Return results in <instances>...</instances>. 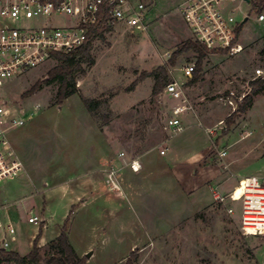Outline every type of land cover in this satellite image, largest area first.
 I'll return each instance as SVG.
<instances>
[{"label":"rangeland","instance_id":"rangeland-1","mask_svg":"<svg viewBox=\"0 0 264 264\" xmlns=\"http://www.w3.org/2000/svg\"><path fill=\"white\" fill-rule=\"evenodd\" d=\"M145 1L151 8L148 31L138 33L123 26L105 31L91 49L94 65L83 64L85 74L77 76L79 93L63 105L56 101L59 83H46L58 62L30 72L6 90L16 115L30 120L7 134L27 174L0 183V249L6 238L7 251L24 257L41 229V239L43 234L50 239L69 220L70 241L87 264H124L132 255L138 257L136 264H259L264 239L241 228L240 208L231 215L228 209L233 203L217 202L214 190L224 195L215 186L194 190L179 181L167 164L162 167L161 163L158 169L153 154L167 151L165 125L175 103L163 92L153 97L151 75L167 67L169 81L184 84L185 98L200 112L201 121L223 119L211 138L197 128L200 137L189 140L194 150L211 148V168L229 175L227 162L235 160V168L260 174L264 180L261 152L244 158V145H234L238 133L221 135L226 128L223 112L228 117L235 113V102L251 93L255 71L264 72V22L258 21L264 10L253 3L244 5L243 12L236 9L238 23L249 16L240 33L243 53L209 55L193 82L194 76L182 77V69L196 65L195 54H182L169 64L183 42L194 40L180 13L185 0ZM35 85L36 92L27 95ZM83 98L101 102V121L89 115ZM258 110L253 123L264 116L263 107ZM227 146L225 169L216 149ZM135 160L145 162L141 175L126 169ZM78 195L80 202L74 203ZM84 196L90 199L88 205L82 201ZM32 217L40 219L39 225L29 223ZM9 226L16 232L15 241ZM41 239L38 247L47 259L49 243L41 246Z\"/></svg>","mask_w":264,"mask_h":264},{"label":"built area","instance_id":"built-area-1","mask_svg":"<svg viewBox=\"0 0 264 264\" xmlns=\"http://www.w3.org/2000/svg\"><path fill=\"white\" fill-rule=\"evenodd\" d=\"M239 2L246 4L248 0H187L180 13L194 41L210 52L235 57L244 51L238 29L246 18L238 23L236 10L228 5ZM104 14L107 17L105 31L123 26L144 33L152 22L150 4L145 0H0V183L18 179L25 172L24 163L12 148L7 134L30 120V117L16 115L6 90L30 72L57 62L56 55L71 54L83 47ZM263 20L264 16H259V21ZM195 69V64L187 65L182 69V77L191 80ZM255 78H264V72L256 70ZM183 88L184 84L173 80L163 91L164 96L175 103L165 125L166 142L185 131L182 117L193 110ZM245 97L238 100L242 102ZM229 104L233 105V102L229 100ZM216 151L219 161L227 169L228 152ZM165 153V150L160 151L162 156ZM128 167L134 173L141 170L137 160ZM110 174L113 176L114 172ZM237 189L241 191L239 197H236ZM237 189L228 197L214 190V198L223 204L227 199L239 203L241 228L264 239V180L247 178L240 181ZM228 213L234 214V209L229 208ZM29 223L39 225L40 219L32 217ZM7 231L14 239L13 227L9 226ZM1 246L8 250L10 243L5 238ZM259 264H264V243L260 248Z\"/></svg>","mask_w":264,"mask_h":264},{"label":"trees","instance_id":"trees-1","mask_svg":"<svg viewBox=\"0 0 264 264\" xmlns=\"http://www.w3.org/2000/svg\"><path fill=\"white\" fill-rule=\"evenodd\" d=\"M260 4V8L263 9L264 0H262ZM106 19V14L102 15L99 23L90 32L87 42L79 50L67 55H56L59 65L49 72V79L46 81V83H59V89L56 98L57 104L63 105L66 100L79 93L77 90V76L85 74L83 64H87L89 67L94 65L95 60L91 55V49L93 48L95 40H97L98 38H103V35L105 33L104 24L106 22ZM241 29L242 25L238 29V34L241 33ZM186 53H193L197 56L193 82H196L199 79L198 74L201 72L203 61L209 55H226V53L210 52L196 41L187 40L183 42L178 50L172 55L169 64L172 66L179 56ZM151 76L155 81L152 94L153 97L156 98L160 94H162L163 90L170 82L168 68H158L155 72L152 73ZM250 87L251 93H249L241 103L237 101L238 109L224 122L226 126L224 135L227 134V132L235 124L237 119L246 114V112L252 107L255 98L264 93V78H259L251 82ZM37 89L38 85H35L27 93V95L34 94ZM82 102L94 121H101V117L98 113V110L101 107V102L85 98L82 99ZM68 225L69 220L65 221L60 235L57 237V239L49 243V257L47 259H44L41 254V249L38 247L39 240L41 239V229L34 242L33 249L24 257H22L17 252L7 251L1 248L0 264H87L86 259L79 257L70 242ZM137 260V255H132L124 264H136Z\"/></svg>","mask_w":264,"mask_h":264},{"label":"crops","instance_id":"crops-1","mask_svg":"<svg viewBox=\"0 0 264 264\" xmlns=\"http://www.w3.org/2000/svg\"><path fill=\"white\" fill-rule=\"evenodd\" d=\"M186 1L187 0H185L182 3V5ZM261 1L262 0H248V2L246 4L239 2V3H236V5H238L237 7L232 8V6H230V9H234V10L237 9V10H240L241 12H243L244 5H248L250 3H253V5L255 7L256 6L260 7ZM263 10H264V8H263ZM261 15L264 16L263 11L261 14H259V16H261ZM245 16H246V20L242 24V28H243V25L249 21V16H247V15H245ZM258 21H259V18H258ZM259 22L263 23L264 20L259 21ZM241 36H242V34H240V39H241ZM261 107H263V110H264V93L255 98L252 107L246 112V114H244L243 116H241L237 119V121L229 129L227 134L224 135L226 128L224 129V131L221 132V135L223 137L229 136L234 131L238 133L239 139L234 142V145H236L238 143H242L244 145V148H243L244 149V156H243L244 158H250L252 156V153L257 152V151L261 152L260 153L261 158L264 157V116H261L262 117L261 121L253 123V120L255 119L254 115L256 114L258 109H259L258 112H260ZM194 109L195 108H193L192 111L186 113L182 117L183 125L185 126V131L182 134H180L179 136H177V138L172 139V140L167 142V144H168L166 146L167 151L164 155L165 159L160 157V156H162L160 154V152L153 154L154 159H156L157 162H159L158 167L161 166V163H162V167L164 166L163 164H165V165L167 164L168 167L172 169V172H174V175H176L177 178L179 177L178 178L179 181L184 182L185 186H188V185L192 186V189H194V190L205 187L206 185H213L224 196L231 195L230 193H232L234 191V189H236L238 187L240 181L247 179V178H252V177H259L260 178V174L247 173V172H245L244 169L235 168L234 167V165L236 164L235 160H231V161L227 162L229 164L231 172L229 175L224 176V175H222V173L219 170L211 168V163H210L211 161L209 158L211 148L201 149V150L192 149L191 141H189V140L191 138L200 137L199 136L200 131H198L197 128L204 129L205 132H207L206 134H208V136H210V138H211L210 134H212V131L214 129L216 130L218 128L217 124H219V122H221L223 120V119H220V120L218 119V120H216L217 122H215V123H205V122L200 120V119H202L200 112L198 110H194ZM223 114L225 115L224 119H227L228 114L227 113L225 114L224 112H223ZM199 125H201V127ZM165 131L167 132V130H165ZM219 139H221V136L217 137L216 144H218ZM222 149L226 150L228 152L229 146L222 148ZM18 157L20 158L19 155H18ZM22 162L24 163L23 160H22ZM24 166H25V163H24ZM140 166H141V170L139 173H134L130 169L132 174H134L136 176L143 174L144 170L147 168L145 165V162H142L140 160ZM25 169H26V166H25ZM126 169H129V167ZM158 169H160V167ZM162 171L164 174V170H162ZM25 174H27V173H25ZM25 174H22L21 177L25 176ZM187 177L189 178V180L183 179V178H187ZM86 186L89 187L88 192L89 193L91 192V194H89V193L88 194L91 195V197H93V194L91 191L92 190L91 183H89V185H86ZM240 194H241V191H240ZM83 200L85 202L84 204L88 205L90 199H88L84 196L82 201ZM75 202H80V196L79 195L76 196V201H74V203ZM74 203H72V204H74ZM231 207L234 209V212L236 214H238L241 210L240 204L237 202H234L233 206H231ZM239 208H240V210H239ZM60 232L61 231H59L57 234H55L50 239H45L44 234H43L42 239H41V244H42L41 246H43V244L45 245L47 243H51V242L55 241L57 239V237L60 235ZM34 239H35V236L32 237L31 243ZM71 244H72V242H71ZM72 246H73V244H72ZM17 253H19V252H17ZM20 255H23V254H20Z\"/></svg>","mask_w":264,"mask_h":264},{"label":"water","instance_id":"water-1","mask_svg":"<svg viewBox=\"0 0 264 264\" xmlns=\"http://www.w3.org/2000/svg\"><path fill=\"white\" fill-rule=\"evenodd\" d=\"M263 235H264V233H263ZM90 257H91V253L87 254V258H90Z\"/></svg>","mask_w":264,"mask_h":264}]
</instances>
